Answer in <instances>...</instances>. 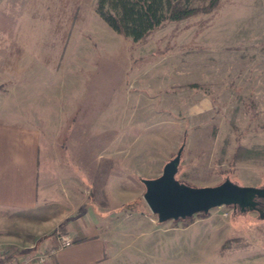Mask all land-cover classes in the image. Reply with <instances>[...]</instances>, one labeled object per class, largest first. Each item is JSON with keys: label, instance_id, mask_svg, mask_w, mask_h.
Segmentation results:
<instances>
[{"label": "rangeland", "instance_id": "374dc122", "mask_svg": "<svg viewBox=\"0 0 264 264\" xmlns=\"http://www.w3.org/2000/svg\"><path fill=\"white\" fill-rule=\"evenodd\" d=\"M0 66L7 90L22 67L24 94L61 97L62 106L78 98L58 133L42 128L48 171L65 167L63 182L48 173L47 189L88 195L105 264H264V198L160 222L142 182L183 147L180 182L264 187V0H219L138 41L115 31L96 0H0ZM205 97L212 110L190 116ZM16 232L21 244L0 245V264L44 263L36 231Z\"/></svg>", "mask_w": 264, "mask_h": 264}, {"label": "crops", "instance_id": "0c3cea01", "mask_svg": "<svg viewBox=\"0 0 264 264\" xmlns=\"http://www.w3.org/2000/svg\"><path fill=\"white\" fill-rule=\"evenodd\" d=\"M16 70L20 72L15 73V87L7 90L0 77V245L21 244L16 231L22 228L36 231V241L49 251L42 264H105L107 238L98 211L83 208L88 195L82 197L71 190L65 193L62 188L63 197L57 195L59 191L47 189V175L54 168L47 169L49 142L44 140L42 128L46 124L49 133H58L64 119L75 111L72 103L79 100L68 95L65 107L56 104L64 101L61 97L24 94L17 89L24 80L20 78L23 69ZM55 169L62 181L65 167L58 164ZM60 227L65 231L48 239L43 236L47 230ZM60 234L70 235L73 244L57 247Z\"/></svg>", "mask_w": 264, "mask_h": 264}, {"label": "water", "instance_id": "95a60500", "mask_svg": "<svg viewBox=\"0 0 264 264\" xmlns=\"http://www.w3.org/2000/svg\"><path fill=\"white\" fill-rule=\"evenodd\" d=\"M183 147L163 167L159 177L142 179L143 194L150 210L160 222L185 218L223 204L254 208V197L264 198V187L239 185L225 179L214 186H190L175 178Z\"/></svg>", "mask_w": 264, "mask_h": 264}, {"label": "trees", "instance_id": "16d2710c", "mask_svg": "<svg viewBox=\"0 0 264 264\" xmlns=\"http://www.w3.org/2000/svg\"><path fill=\"white\" fill-rule=\"evenodd\" d=\"M218 2L192 5L187 0H96V11L115 31L138 41L166 21L209 12Z\"/></svg>", "mask_w": 264, "mask_h": 264}, {"label": "built area", "instance_id": "2783aa9c", "mask_svg": "<svg viewBox=\"0 0 264 264\" xmlns=\"http://www.w3.org/2000/svg\"><path fill=\"white\" fill-rule=\"evenodd\" d=\"M57 240H58L59 247H67V246H70L72 244V242H73V239L68 234H60L58 236ZM5 254L6 253L1 252V250H0V260H2V259L5 258L4 257ZM8 264H10V263H8Z\"/></svg>", "mask_w": 264, "mask_h": 264}, {"label": "clouds", "instance_id": "9594fccd", "mask_svg": "<svg viewBox=\"0 0 264 264\" xmlns=\"http://www.w3.org/2000/svg\"><path fill=\"white\" fill-rule=\"evenodd\" d=\"M203 103L205 104L206 108L201 111H197L195 113H189L190 116H198V115H203L204 111H211L212 110V103L210 98L205 97Z\"/></svg>", "mask_w": 264, "mask_h": 264}, {"label": "flooded vegetation", "instance_id": "af4514ba", "mask_svg": "<svg viewBox=\"0 0 264 264\" xmlns=\"http://www.w3.org/2000/svg\"><path fill=\"white\" fill-rule=\"evenodd\" d=\"M254 198H255V197H254ZM259 198H260V197H259ZM254 203H255V206H254V207H257V205H258V200L254 201ZM260 210H262V208H261Z\"/></svg>", "mask_w": 264, "mask_h": 264}]
</instances>
